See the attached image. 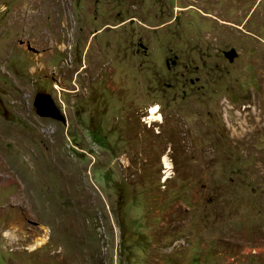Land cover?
<instances>
[{"label": "rangeland", "instance_id": "1", "mask_svg": "<svg viewBox=\"0 0 264 264\" xmlns=\"http://www.w3.org/2000/svg\"><path fill=\"white\" fill-rule=\"evenodd\" d=\"M0 264H264V0H0Z\"/></svg>", "mask_w": 264, "mask_h": 264}, {"label": "water", "instance_id": "2", "mask_svg": "<svg viewBox=\"0 0 264 264\" xmlns=\"http://www.w3.org/2000/svg\"><path fill=\"white\" fill-rule=\"evenodd\" d=\"M34 104L40 115L51 116L63 120V114L50 94L39 93L35 96Z\"/></svg>", "mask_w": 264, "mask_h": 264}, {"label": "bare ground", "instance_id": "3", "mask_svg": "<svg viewBox=\"0 0 264 264\" xmlns=\"http://www.w3.org/2000/svg\"><path fill=\"white\" fill-rule=\"evenodd\" d=\"M25 4H26V3H24V4L22 5V8L25 7ZM157 108H158V107H153L151 111H152V112H157ZM154 110H155V111H154ZM167 163H168V162H167ZM167 165L169 166V163H168ZM168 166H167V167H168Z\"/></svg>", "mask_w": 264, "mask_h": 264}, {"label": "snow or ice", "instance_id": "4", "mask_svg": "<svg viewBox=\"0 0 264 264\" xmlns=\"http://www.w3.org/2000/svg\"><path fill=\"white\" fill-rule=\"evenodd\" d=\"M155 111V110H154Z\"/></svg>", "mask_w": 264, "mask_h": 264}]
</instances>
